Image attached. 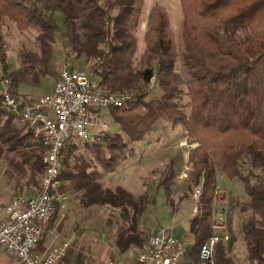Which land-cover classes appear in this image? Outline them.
Listing matches in <instances>:
<instances>
[{
    "label": "trees",
    "instance_id": "trees-1",
    "mask_svg": "<svg viewBox=\"0 0 264 264\" xmlns=\"http://www.w3.org/2000/svg\"><path fill=\"white\" fill-rule=\"evenodd\" d=\"M178 1L177 39H173L165 11L153 5L144 17L143 48L137 57L135 33L142 0H0V26L2 18H7L18 30L37 31L40 57L22 56L29 62L27 72L33 84L42 75L57 74L52 60L59 39L71 62H90L86 73L98 88L125 95L120 107L105 110L115 126L113 133H106L98 144L66 141L58 176L63 191L68 187L79 191L77 200L83 207L107 203L123 213L127 206L134 209L131 195L122 187H100L101 172L111 171L131 149L129 144L150 131L157 119L179 125L193 144L186 154L192 183L201 187L194 213L186 220L192 240L185 252L194 259L210 234L219 170L225 178L237 179L248 198L250 218L238 224L245 264H264V0ZM67 67L74 69L73 64ZM6 70L0 35V79L7 78V91L25 100L17 92L18 72ZM182 89L187 97L184 104L180 103ZM79 149L93 155L101 169L80 155L76 163L72 161ZM44 151L31 129L13 121L0 106V156L4 152L17 157L34 185ZM234 204L228 198L222 213L228 239L215 246V264H232ZM242 210L239 206L238 212ZM130 228L118 227L113 234L119 252L145 242L142 233ZM61 263L84 264L80 259L70 260L67 253Z\"/></svg>",
    "mask_w": 264,
    "mask_h": 264
},
{
    "label": "rangeland",
    "instance_id": "rangeland-1",
    "mask_svg": "<svg viewBox=\"0 0 264 264\" xmlns=\"http://www.w3.org/2000/svg\"><path fill=\"white\" fill-rule=\"evenodd\" d=\"M153 5H158L165 11L174 40L177 39L179 34L181 11L178 0H142L141 18L135 33L136 57L140 55L143 48L144 17ZM54 15L56 21L59 22V12L56 11ZM36 34L37 31L33 29L18 30L7 18H2L1 20L0 35L4 41L6 71L8 73L12 71L18 72L17 92L27 99L47 92L49 86L54 84L56 78V75H42L37 80V84H33L34 82H32L30 74L27 72L29 62L24 60L26 55L35 54L37 57L41 55L38 42L35 39ZM23 55H25L24 59L22 58ZM52 62L56 73L63 65L68 66L69 64H73L74 69L87 72L90 63L89 61L83 63L82 59L74 62H71L70 58L67 59L59 39H57V44L54 48V59ZM4 79L7 81L5 83L7 90L8 79L1 78L0 82ZM150 83L152 84V80ZM186 99L187 97L182 89L180 103L184 104ZM185 110H187L186 107ZM99 114L104 117L107 123L106 133H113L115 126L107 118L105 110H100ZM77 144L80 145L79 143ZM192 146L193 144H189L184 131L179 125L172 126L161 119H157L150 131L145 133L139 140L129 144L128 147H131V149L121 159L116 161L111 171L101 172L97 180L100 187L110 190H113L115 186L122 187L131 195L135 208L132 209L127 206L124 213L120 208H111L107 203L101 205L89 204L87 208L84 207L85 209L80 208L76 217H86L89 229L94 230L98 234L95 244L91 241L88 246L90 257H88L89 263L87 264H106L109 261L114 264H146L135 260V252L143 245H131L123 252L117 250L113 244L115 240L113 234L118 227L125 228V230L132 227L130 228L131 231H138L143 234L144 241L154 229L163 228L167 233L180 239L183 243H191V236L186 232V220L191 216V212L193 213L194 200L191 194L196 186L192 183L190 167L186 163V154ZM102 153L106 154V150ZM79 155L83 156L90 166H95L97 170L101 169L93 155L83 149L75 152V160L73 159L72 161L76 163ZM185 165L189 168L186 171V176L183 177L180 175V170ZM0 166L10 168L6 176L16 186V191L12 192L10 198L16 193H22L20 191L21 186H26L28 189L37 188V183L34 185L28 182L27 168L24 164H21L17 157L3 152L0 156ZM218 173H220L219 170ZM168 175H172V177L170 176L169 180H165ZM66 185H69V183L67 182ZM217 185L221 203L214 208L215 213L222 212L225 215L227 199L232 198L235 201L231 221L234 239L229 253L240 264H244L246 262V249L244 241L238 232V224L240 220H248L250 218L248 217L250 211L246 206L248 198L241 183L235 178L227 179L224 176H219ZM223 193L225 194V200ZM239 206L243 208L240 212H238ZM107 219L111 220L109 224ZM126 234L127 232L122 235V239H125Z\"/></svg>",
    "mask_w": 264,
    "mask_h": 264
},
{
    "label": "built area",
    "instance_id": "built-area-1",
    "mask_svg": "<svg viewBox=\"0 0 264 264\" xmlns=\"http://www.w3.org/2000/svg\"><path fill=\"white\" fill-rule=\"evenodd\" d=\"M0 82V106L17 123L29 127L44 147L42 169L37 188L31 196L14 194L5 209L7 218L0 220V254L13 257L18 264H62V257L71 238L40 254L35 244L42 236L38 223L52 215H62L67 193L58 178L61 171V149L66 141L98 144L107 132V123L99 114L108 107H120L124 94L103 92L84 70L63 65L56 74L52 89L31 99H21ZM188 166L180 170L186 176ZM201 192L198 185L191 194L195 201ZM224 192V191H223ZM219 197V191H216ZM223 193V198H224ZM220 198V197H219ZM210 234L199 245L195 258L185 252L189 244L173 237L163 228H156L135 252V260L146 264H215L214 248L228 239L225 219L221 214L211 217ZM106 264H114L112 261ZM232 264H240L232 260Z\"/></svg>",
    "mask_w": 264,
    "mask_h": 264
},
{
    "label": "crops",
    "instance_id": "crops-1",
    "mask_svg": "<svg viewBox=\"0 0 264 264\" xmlns=\"http://www.w3.org/2000/svg\"><path fill=\"white\" fill-rule=\"evenodd\" d=\"M52 85L53 84H51L48 91L43 94L49 93L52 89ZM70 140L71 142L76 143L73 139ZM9 169V167L0 166V220H4L7 218L5 209L9 203L10 195L13 191H16L15 183L10 181V179L6 176V173L9 171ZM217 174V179L219 176H222L221 173L217 172ZM218 188L219 187L216 182V189L218 190ZM20 191L22 192L21 194L23 196H31L35 193V187L28 189L26 186H21ZM66 193L67 202L62 215H52L48 220L38 223V225L42 228V236L35 244V250L38 253L43 254L51 247L61 244V242L65 239L71 238V243L69 244L65 252L67 253V257H69L70 260H74V258L80 259L85 264L88 261V257H90V255L88 254V246L91 244V241L95 244V239L97 238L98 234L94 230L89 229V226L86 222V217H76L80 208L85 209L77 200L79 191H73L72 188L69 187L66 190ZM219 203H221V200H219V197H217L216 195V197L214 198L212 217L217 214H221L223 216L222 212L215 213L214 208H216V205ZM85 207L87 208V206ZM193 213L191 212V215ZM231 258L232 260L238 261L233 255H231ZM0 264L18 263L13 257L6 255L5 253H1ZM247 264H249V262Z\"/></svg>",
    "mask_w": 264,
    "mask_h": 264
}]
</instances>
